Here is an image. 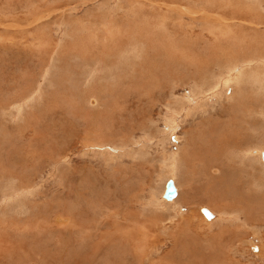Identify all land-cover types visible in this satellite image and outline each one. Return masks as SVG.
Listing matches in <instances>:
<instances>
[{"label":"rangeland","instance_id":"rangeland-1","mask_svg":"<svg viewBox=\"0 0 264 264\" xmlns=\"http://www.w3.org/2000/svg\"><path fill=\"white\" fill-rule=\"evenodd\" d=\"M217 1L221 2L214 4V6L212 5L214 0H180L179 10L173 9V7L171 11L165 9L158 11L148 7L136 10V7L129 9L131 5L132 7L135 5L130 0H0V175L2 176V178L0 177V216L4 217L7 213L4 219L0 217V224L2 223L0 225V241L3 240V243L0 242L3 244H0V253H3L1 254L3 257H0V264L5 262L6 264H32V256H43L45 252H47L46 255L49 253L50 259L53 257L54 261L59 258L61 264H75L74 260L81 261L79 264H89L87 260L90 258L93 247L96 248L97 253L91 255L94 258L93 264H113V262H115L114 264H128L129 261L133 264L136 262V264H152L154 260V262L159 263L162 258H164L162 262L165 263L167 262L166 254L171 253L173 248L172 245L162 246L163 242L173 241L180 236H186V239L189 240V237L198 234L199 237L204 238L202 245H206L208 241L205 243V240H209L213 234L219 235L221 232L228 230L236 231L235 237L239 238H235L236 240L233 242V250L229 253L232 256H226L227 263L264 264V218L257 217L255 218L257 221H254L252 219L254 216H252L246 223L245 217H239L238 221H229L228 215H226V218L225 215L222 217L218 213L222 204H231V202L219 203L220 199H216L207 189L211 178L216 179L220 176V172L216 171V166L213 168L206 166V170L200 167L199 172L198 169L195 171L190 165L189 173L185 172L184 176L180 175L179 181V177L177 178L178 184H180V201L177 200L179 205H167L170 208L176 206L175 211L173 209L155 210L156 206H153L156 204L152 203L153 206L148 205L151 204L152 198L159 196L163 203L168 202L163 196L166 186L164 181L167 178H165L167 172L164 169L163 160L168 156V153H176L178 148L185 146V143L188 142L187 139H194L192 144L200 146L198 149L205 157L208 156L207 153L212 154L213 152H216L215 155H218V157L221 156L220 158L226 156L222 160L226 163V159H229L230 147H233V137L238 136L235 131H243L244 136L245 134L249 135V131L239 128L236 125L237 123L234 122L237 120L234 119L233 121L232 118L234 112L238 109L236 103H241L243 98L241 101L239 100L240 97L235 94L236 91L233 90V87L223 90L221 88L223 82L221 76L215 78L213 82L211 80L207 82L213 83L214 89L224 93L226 97L222 100L216 98L215 102L206 100L203 112L204 118L201 113H192L188 117L180 118L177 121L176 129H174L175 132L173 126L171 127L167 122L169 120L168 110L170 112L175 111L167 108L168 104L171 106L173 100H177L178 97L184 98L185 96L186 98L195 81L199 83L201 82L199 78H202H198L197 72L193 68V62L184 63L182 56L187 57L185 60L192 57L194 59L198 58V60L208 63L209 68L203 66L202 69L205 71L209 69L215 75L224 74L223 76L227 75L222 68L225 67L224 65L230 58L231 54L228 52L231 50L230 48L235 49L234 51L237 53L234 58L243 60V57L247 55L244 60L256 61L259 59L260 63L264 62V3L261 4V9L255 4L257 0H251L254 2L253 4L246 0H242L240 4L236 0H231L233 3H230V6H224V3L228 0ZM108 4L109 6H107ZM185 6L195 14L183 10ZM233 16L238 18L234 21L236 24L243 23V20L240 19H244L246 16H249L248 19L253 22L251 24L244 22L243 26L248 28H239L238 31L234 29V33L232 32L234 35L229 37L223 32L229 31L228 28L230 27L226 26L225 28L224 24L219 25L220 22L217 21L219 17L228 19L233 18ZM117 26L121 30L116 28ZM112 28L124 32L112 37V39H116V45L124 42L128 46L126 40L118 41V39H120V35H125L130 30L132 32L136 30L133 33H136L137 41H142V47L141 45H139V49L136 47V53L134 52L133 57H130L132 53L128 54V50L130 52L131 48L124 52L125 50L121 47L122 44L118 46L117 50L108 51L110 54L117 53V57L114 56L115 59L111 58L114 65L112 63L109 65L110 60L107 62V59L106 62L109 66L105 70L95 69V66L92 65L93 71L99 76L96 75L95 77L93 75L91 81L87 80L90 83L89 85L83 78L86 71L90 70L88 69L90 68L89 64L86 63V53L88 54L86 46L96 41L103 42L102 39L109 35L108 31ZM133 36L135 37V34ZM109 41L112 40L109 39ZM131 42L134 44L136 41ZM131 42L129 44H132ZM222 43H224V46L229 43L227 46L229 50L228 48L223 49ZM145 44L147 47L144 46ZM230 44L235 46L232 47ZM248 44L251 46L247 47ZM217 48L220 50L218 51ZM225 49L228 53L225 57H221L222 53H225ZM82 50H84V53ZM180 52L183 54H180ZM100 53V58H102ZM73 55L76 57H73ZM168 55H172V60L170 57L169 60ZM217 55L220 56L216 58ZM80 56L82 57L79 58ZM173 56H176V59H173ZM120 57L123 60H120ZM220 57L221 59H219ZM76 58L81 63H78ZM116 59L118 65L115 64ZM216 59H219L217 66L213 64ZM118 60L120 61L118 62ZM84 66H87V69ZM77 67L78 69L81 68L82 73L84 71L85 73L82 75L80 71L78 72ZM164 69L166 71H163ZM207 75L208 72H203V77L206 80ZM91 88L97 95L87 93ZM245 91L248 92L246 85L243 84L242 92ZM86 95L90 96V101L88 98L84 99V97H87ZM247 96H250L246 103L248 111L255 116V119L249 117L245 119L247 129L252 128L259 131V133L254 136L253 133L250 135L251 138L248 135L243 137L244 146L250 143L249 145L254 149H263L264 120L261 116H264V114L260 115L256 109H261V106L264 108V98H260V102H256L259 99L255 98L253 93ZM230 98H233L232 101ZM24 101L27 104H24ZM245 113L247 114V111ZM208 121L211 123L215 121L212 124L213 127H210L211 124ZM226 123L228 124L222 125ZM260 130H262L261 133ZM174 137H177L178 140L180 138L181 141L174 143L177 139ZM168 142L169 144H167ZM87 143L89 144L87 145ZM102 143L104 146H101ZM215 146L216 151L213 148ZM257 146L261 147L257 148ZM106 147L112 151H108ZM116 147H119V152L115 150ZM187 149H190V147ZM188 154L190 156V153ZM242 168L238 164V169L242 170ZM258 169L259 167L256 170L258 171ZM227 171L230 172L228 169ZM15 179L16 183L18 182V187H15L17 186L14 183ZM10 180L12 181L10 184L13 183L12 186L15 188L12 186L9 188L7 185ZM5 184L8 187H4ZM19 187L25 188V190H21ZM4 188L9 189V192L16 189L15 192L14 190L11 192L13 194L8 192L11 194L13 202L9 200L4 202V197L7 194V192H4ZM18 191L23 198L15 194ZM26 192L29 194L27 195ZM14 194L20 196V198ZM15 197L21 200L20 203L24 200L21 206L26 205L25 207L28 209L21 207L22 210H19L21 209L17 205L19 200ZM182 198L183 202H181ZM174 200L169 201V203ZM206 200L209 201L208 204ZM6 203L12 205L9 206ZM13 204L18 207V210ZM211 204H214L215 208ZM62 208L71 213L67 215L68 212L66 213ZM203 209L204 211H202ZM25 210L29 212H25ZM18 211L20 214H18ZM22 211L25 212V215ZM205 212L212 213L213 217L209 218L208 215H204ZM13 214L21 217L19 218ZM43 218L48 219L43 220ZM30 223H32L31 226ZM97 223L101 225L100 228H97L100 230L95 237V233L90 236V241L81 243L72 237L71 234L75 232L72 226L74 229L76 228L75 225L78 224H82V226L90 224V227H93L98 225ZM40 224H45L44 232H39V229L35 227L36 225L40 226ZM65 224H68V228ZM144 224L149 231V238L146 241L148 244L144 243L147 236L146 238L140 236L142 230L139 229ZM50 225L53 228H50ZM176 225L181 226L180 229L175 227ZM169 226L172 227L171 230ZM57 227L59 228L57 229ZM160 227L161 229H159ZM71 229L73 232H70ZM118 229L119 231L120 229L121 231H134L120 233ZM2 230L10 236H7ZM45 230L48 231L47 234ZM160 230L164 231L160 233ZM135 231H138L137 234ZM175 231H178L179 235H176ZM205 231L207 232L205 233ZM10 232H13L12 235L9 234ZM122 234H126L127 237L124 240L129 238L128 242H122ZM141 237L142 240L144 239V242H142L145 248H148L147 250H150L152 254L148 256L150 263H145L147 260H141V254H137L136 245H140ZM76 238H79V236H76ZM172 238L174 239L172 240ZM150 240L151 242L155 241V243H151ZM118 242L120 243L117 245ZM130 242H132V245ZM156 242L159 243L158 246L162 247L157 246L158 248L155 249ZM68 243L69 245H66ZM90 244H93L92 247ZM88 248H91V250ZM131 248L135 250L134 253L131 252ZM71 249H79L80 253L73 254L75 252H72ZM236 250L239 253H235ZM225 251H227V248ZM158 252L160 255H158ZM118 254L121 256L118 257L119 259L117 258ZM122 255H124L123 259ZM13 256L15 259H13ZM114 256L115 259H113ZM21 258L26 262L22 261ZM44 258L46 259V257ZM16 259H19V261Z\"/></svg>","mask_w":264,"mask_h":264},{"label":"bare ground","instance_id":"bare-ground-1","mask_svg":"<svg viewBox=\"0 0 264 264\" xmlns=\"http://www.w3.org/2000/svg\"><path fill=\"white\" fill-rule=\"evenodd\" d=\"M130 1H132V2H134L135 3V5L132 7V5H131V8L129 7V9H132V8H135V10L136 9H143V8H150V9H152V10H158V11H163L164 9L165 10H170L171 11V9L173 8V9H178L179 10V4L181 3V2H179L178 0H130ZM185 1V0H184ZM209 1V0H208ZM236 1H238V3L240 4L241 3V1L242 0H236ZM245 1V0H244ZM246 1H248V2H250V3H254V2H252L251 0H246ZM254 1V0H253ZM214 2H216V3H214ZM214 2H213V4L212 5H214V4H219V2H221V1H217V0H214ZM223 3V2H222ZM230 3H233L231 0H228L226 3H224L225 5L224 6H230ZM262 3H264V0H261V1H258L257 0V2H255V4L258 6V7H261V9H262V6H261V4ZM184 3H183V1H182V5H183ZM107 6H109V4L107 5ZM215 6V5H214ZM105 7V6H104ZM176 7V8H175ZM179 7V8H178ZM239 7V6H238ZM249 7V6H248ZM255 7V6H254ZM264 7V6H263ZM117 8H118V6H117ZM204 8V7H203ZM222 8V7H221ZM232 8V7H231ZM235 8V7H234ZM15 9V8H14ZM149 9V10H150ZM181 9H182V6H181ZM189 9L190 8H188V7H183V10H186L188 13H192V14H195V12H193V11H189ZM198 9V8H197ZM219 9V8H218ZM225 9H226V7H225ZM239 9V8H238ZM249 9H250V7H249ZM182 10V11H183ZM224 10V9H223ZM230 10V9H229ZM107 11V10H106ZM138 11V10H137ZM199 11V10H198ZM203 11V10H202ZM246 11H248V10H246ZM179 12H181V11H179ZM245 12V11H244ZM163 13V12H162ZM197 13V12H196ZM232 13V12H231ZM170 14V13H169ZM226 14V13H225ZM250 14V13H249ZM184 15V14H183ZM219 15H221V14H219ZM242 16H245V15H242ZM241 16V17H242ZM182 17V16H181ZM184 17V16H183ZM165 18H166V16H165ZM244 18V17H243ZM249 18V16H246L244 19H240V20H243V23L245 22V23H250L251 24V22H253V21H250V19H248ZM170 19V18H169ZM203 19V18H202ZM236 20H238V18H234V16H233V18H225V17H219L218 18V21L217 22H220V23H218L219 25H222V24H224L225 25V28H226V26L227 27H230V28H228V30L229 31H226V32H223V34H227L229 37H230V35H234L233 33H234V29L236 30V31H238L237 29H239V28H243L244 26H243V23L241 22L240 24H236L234 21H236ZM142 21V20H141ZM228 21V23H226ZM125 22V21H124ZM230 22V23H229ZM164 23V22H163ZM208 24V23H207ZM217 24V25H218ZM232 24V25H231ZM9 25V24H8ZM231 25V26H230ZM10 26V25H9ZM135 26V25H134ZM6 27V26H5ZM69 27V26H68ZM216 27V26H215ZM116 28H118V29H120V27L119 26H117ZM116 28H112V29H110L109 31H108V36L107 37H105L104 39H102V41L103 42H101V43H99V42H93V43H89V44H87V46H86V49L88 50V54L86 53L87 52V50H85L86 52V55H87V61H86V63L87 64H89L88 66H90V68H88V69H90L88 72L86 71V73H87V75H85L86 73H85V71H84V73H82L81 72V68H79L78 69V67H77V70H78V72L80 71L81 72V74L83 75V78H85V80L87 81H91V79H92V77H93V75L96 77V75L97 76H99L97 73H95L94 71H93V69L95 68H97V69H99L100 70V68L101 69H103V70H105V68H108V66L109 65H111V58H114V56L115 57H117V53L116 52H114L113 54H110L108 51H110V50H112V51H115V50H117V48H118V46L120 45V44H122L121 45V47L125 50L124 52H126L127 51V49H129V48H131L130 49V52H129V50H128V54H130V53H132L131 54V56L130 57H133L132 55L134 54V52L136 53V49L139 47L140 48V46L139 45H141V42H139V41H137V38H136V33H133V32H135V31H133L132 32V30H130L129 32H127L125 35L123 34V35H120L121 37H120V39H118V41L119 40H121V41H123V40H126L128 43V46L127 45H125V43L123 42V43H119V45H116V39H112V37H114V36H116V35H118L120 32H123V31H120L119 32V30L118 29H116ZM127 28V27H126ZM134 28V27H133ZM146 28H148V27H146ZM222 28V27H221ZM220 28V29H221ZM244 28H248V27H244ZM6 29V28H5ZM94 29V28H93ZM214 29H216V28H214ZM214 29H213V31H214ZM219 29V28H218ZM252 29V28H251ZM96 30V29H95ZM117 30V31H116ZM121 30V29H120ZM144 30H146V29H144ZM240 30V29H239ZM137 31H141V30H137ZM156 31V30H155ZM169 31V30H168ZM6 32V31H5ZM27 32V31H26ZM160 32V31H159ZM166 32H167V30H166ZM165 32V34H167ZM233 32V33H232ZM97 33V32H96ZM102 33V32H101ZM124 33V32H123ZM140 33H142V32H140ZM95 34V33H94ZM135 34V37L133 36ZM162 34V33H161ZM164 34V33H163ZM171 34V33H170ZM222 34V33H221ZM103 36V35H102ZM147 36V35H146ZM107 38H109L110 40H112V41H109V39H107ZM88 41V40H87ZM131 41H136L134 44L131 42ZM144 41V40H143ZM155 41V40H154ZM217 41V40H216ZM129 42H131L132 44H129ZM139 42V43H138ZM220 42V41H219ZM145 43H146V41H145ZM143 44V43H142ZM166 44H167V42H166ZM219 44V43H218ZM224 43H222V46H224L223 45ZM226 44V43H225ZM148 45V44H147ZM167 45H169V44H167ZM171 45V44H170ZM228 45H229V43H228ZM227 44L223 47V49L224 48H228L227 46H228ZM242 45V44H241ZM240 45V47H242ZM145 47H147L146 46V44L144 45ZM172 46V45H171ZM195 46V45H194ZM221 46V45H220ZM222 46H221V48H222ZM230 46H232L231 44H230ZM229 46V47H230ZM233 46H235V45H233ZM232 46V47H233ZM243 46H245V45H243ZM249 46H251V45H247V47H249ZM137 47V48H136ZM141 47H142V45H141ZM170 47V46H169ZM216 47V46H215ZM239 47V46H238ZM262 47V46H261ZM264 47V46H263ZM138 48V49H139ZM220 48V47H219ZM220 48V49H221ZM251 48V47H250ZM103 49V51H101ZM105 49V50H104ZM218 49V48H217ZM216 49V50H217ZM220 49H218V51L220 50ZM231 50L233 49V48H230ZM252 49V48H251ZM255 49V48H254ZM107 50V51H106ZM121 50V49H120ZM120 50H118V51H120ZM216 50H215V52H216ZM228 50H229V48H228ZM228 51L231 55H230V58L227 60V62H226V64L224 65L225 67H223L222 69L224 70V72L225 73H227V75H225V76H223L224 74H218V75H215L214 73H213V71H211V70H207V71H205L204 69H202V67L203 66H206V67H208V63H204L203 61H200V60H198V58L197 59H194L193 57L191 58V56H190V58L191 59H189V60H185V59H187V57L186 56H182L183 57V62L184 63H186V62H193V68H195V70H196V74H197V76H198V78L199 77H202V78H199L200 80H201V82H199V83H197L196 81H195V84L192 86V88L190 89V93H188V95H187V97L185 98V96H184V98H181V97H178V99L177 100H173V102L171 103V106H170V104H168V106H167V108H171L172 110H175V111H171L170 112V110H168V117H169V120L167 121L170 125H171V127L173 128V131H174V129H176V124H178L177 123V121H178V119H180V118H183V117H188L190 114H195V113H201L202 115H203V112H204V108H205V102H206V100H211V102H213L214 100H216V98H218V99H220V100H222L224 97H226V95H224V93H221L220 91H217V90H215L214 89V86H213V83H211L210 84V82H207L208 80H211V82H213V80L215 79V78H218V77H222L221 79L223 80V82H222V85H221V88L223 89V90H226L227 88H229V87H233V90L234 91H236L235 92V94L236 95H238L239 97H240V101L242 100V98H243V101H241V103L240 102H238V103H240V104H238V103H236L237 105H238V109L236 110V112H234V114H233V121H234V119H236L237 121H234L235 123H237L236 125L239 127V128H242V129H244V130H248L249 132V135L248 134H245V136L247 137V135H248V137H250L251 138V136L250 135H252L253 133V136L256 134V133H259V131H257V130H254V129H252V128H250V129H247V125H246V122H245V119L246 118H253V119H255V116L254 115H252L249 111H248V107H247V105H246V103H247V101H248V99H249V97L247 96L248 94H254V97L256 98H258L259 100H256V102H260V98H264V62H261L260 63V60L259 59H257L256 61H259V62H256V61H247V60H244V58L247 56V55H245L244 57H243V60H239L238 58H234V55L236 56L237 55V53H236V51H234L235 49H233V51ZM263 50H264V48H263ZM77 51V50H76ZM83 51V53H84V50H82ZM100 51H101V53H100ZM242 51H243V49H242ZM78 53H81L80 51H77ZM122 52V51H121ZM214 52V53H215ZM223 52V51H222ZM227 51H226V49H225V53H222V55H221V57H225V55L228 53ZM238 52H239V50H238ZM246 52V51H245ZM99 53L101 54V56H102V58H100V55H99ZM119 53V52H118ZM138 53V52H137ZM76 55H77V53H75ZM123 54V53H122ZM128 54H127V56H128ZM139 54V53H138ZM180 54H183V53H181L180 52ZM188 54V53H187ZM217 54V53H216ZM221 54V53H220ZM239 54V53H238ZM85 55V56H86ZM120 55H121V53H120ZM126 55V54H125ZM174 55V54H173ZM177 55V54H176ZM75 55H73V57H74ZM172 56V55H171ZM170 55H168V58L170 57L171 58V60H172V57H171ZM188 56V57H189ZM218 56H220V55H217V57L216 58H218ZM76 57V56H75ZM82 56H80L79 58H81ZM119 57V56H118ZM153 57V56H152ZM221 57L219 58V59H221ZM77 58H78V56H77ZM76 58V59H77ZM125 58V57H124ZM156 58V57H155ZM170 58H169V60H170ZM176 59V56L174 57L173 56V59ZM248 58H250V57H248ZM67 59V58H66ZM70 59V58H69ZM83 59L85 60V58H84V56H83ZM106 59H107V62H109L108 60H110V63H109V65L107 64V62H106ZM115 59V58H114ZM120 60H123L121 57L119 58ZM134 59H135V56H134ZM180 59V58H179ZM213 59V58H212ZM219 59H216V60H214L215 62H213V60H212V62H213V64L214 65H216L217 66V64H218V61H219ZM223 59V58H222ZM83 60V61H84ZM120 60H118V62L120 61ZM129 60V59H128ZM145 60V59H144ZM169 60H168V62H169ZM181 60V59H180ZM181 60V61H182ZM68 61V60H67ZM72 61V60H71ZM77 61H78V63H81V62H79V60L77 59ZM76 61V62H77ZM131 61V60H130ZM135 61H137V60H135ZM147 61V60H146ZM151 61V60H150ZM167 61V60H166ZM85 62V61H84ZM114 62H115V60H114ZM125 62V61H124ZM140 62V61H139ZM155 62V61H154ZM163 62V61H162ZM206 62V61H205ZM70 63V62H69ZM117 63V59H116V62H115V64ZM127 63V62H126ZM133 63V62H132ZM135 63V62H134ZM165 64V63H164ZM83 65V64H82ZM95 66L93 69H92V67L93 66ZM112 65H114L113 63H112ZM116 65H118V64H116ZM115 65V66H116ZM131 65H133V64H131ZM135 65V64H134ZM163 65V64H162ZM192 65V64H191ZM92 66V67H91ZM119 66H121L120 64H119ZM168 66V65H167ZM216 66H214V67H216ZM253 66H255V68H257V67H260V68H262L263 70H261L260 68H257V69H255V68H253ZM82 67V66H81ZM85 67V66H84ZM83 67V68H84ZM87 67V66H86ZM85 67V68H86ZM123 67V66H122ZM191 67V66H190ZM113 68H114V66H113ZM112 68V69H113ZM130 68V67H129ZM172 68H173V66H172ZM209 68V67H208ZM87 69V68H86ZM111 69V70H112ZM217 69V68H216ZM77 70H75V71H77ZM83 70V69H82ZM85 70V69H84ZM102 70V71H103ZM120 70V69H119ZM74 71V72H75ZM123 71V70H122ZM163 71H166V69H164ZM171 71V70H170ZM175 71V70H174ZM190 71H191V69H190ZM201 71V73H199ZM106 72V71H105ZM107 72H109V71H107ZM120 72V71H119ZM203 72H208V75H207V80L203 77ZM164 73V72H163ZM166 73H168V72H166ZM194 73V72H193ZM121 74V73H120ZM192 74V73H191ZM114 75V74H113ZM122 75V74H121ZM81 76V75H80ZM102 76V75H101ZM111 76V75H110ZM109 76V77H110ZM190 76V75H189ZM196 76V77H197ZM208 76H209V78H208ZM114 78H115V75L113 76ZM121 77V76H120ZM132 77V76H131ZM107 78V77H106ZM195 78V77H194ZM192 79V78H191ZM75 80V79H74ZM77 80V79H76ZM82 80V79H81ZM84 80V81H85ZM99 80V79H98ZM182 80V79H181ZM193 80V79H192ZM199 80V81H200ZM85 81V82H86ZM87 81V82H88ZM109 81H110V78H109ZM115 81V80H114ZM133 81V80H132ZM189 81V80H188ZM93 82V81H92ZM89 83V82H88ZM243 84L244 85H246V89L248 90V92H242V86H243ZM79 85V84H78ZM85 85V84H84ZM86 85H88L87 83H86ZM89 85H90V83H89ZM253 86V87H252ZM82 89V88H81ZM85 89V88H84ZM93 88H91V89H89V91L87 92V93H92V94H96L97 95V93H95L93 90H92ZM80 90V89H79ZM91 90V91H90ZM82 91V90H81ZM148 91V90H147ZM222 91V90H221ZM220 92V93H219ZM242 92V93H241ZM81 93V92H80ZM152 93V92H151ZM172 94V93H171ZM209 94V95H208ZM233 94V93H232ZM73 95V94H72ZM87 96V95H86ZM92 96V95H91ZM89 97L90 96H87V97H84V99L85 98H88L89 99ZM225 99V98H224ZM231 99V98H230ZM229 99V100H230ZM233 99V98H232ZM232 99H231V101H232ZM80 100V99H79ZM87 101V100H86ZM89 101H90V99H89ZM25 102V101H24ZM23 102V103H24ZM215 102V101H214ZM18 103V102H17ZM22 103V102H21ZM24 104H27V102H25ZM173 104V105H172ZM20 105V104H19ZM95 105V104H94ZM93 105V106H94ZM213 105V104H212ZM233 105V104H232ZM10 106V105H9ZM90 106H91V104H90ZM214 106V105H213ZM235 107H236V105H235ZM20 108V107H19ZM75 109V108H74ZM21 110V109H20ZM94 110V109H93ZM247 111V114L249 115H247L245 112ZM256 111L260 114V115H262V114H264V108H263V106H261V109H256ZM7 112V111H6ZM239 112H242L241 114L239 113ZM11 113V112H10ZM8 114V113H7ZM11 115V114H10ZM9 116V115H8ZM82 116V115H81ZM203 118H204V115L202 116ZM261 118L264 120V116H261ZM112 120V119H111ZM113 120H114V118H113ZM85 121V120H84ZM183 121V120H182ZM113 122V121H112ZM115 122V121H114ZM208 122H210V121H208ZM213 122H215V121H213ZM209 123V124H211V126L210 127H213V125L212 124H214V123ZM218 122V121H217ZM233 122V123H234ZM128 123V122H127ZM180 123V122H179ZM201 123V122H200ZM222 123V122H221ZM232 123V124H233ZM201 124H203L204 125V123H201ZM228 123H226V124H222V125H227ZM85 125V124H84ZM122 125V124H121ZM253 125H256V124H253ZM258 125V124H257ZM207 126V125H206ZM231 126V125H230ZM232 126H234V125H232ZM249 127V126H248ZM93 128V127H92ZM177 128H178V126H177ZM205 128V127H204ZM238 128V129H239ZM253 128H255V127H253ZM207 129V128H206ZM222 129V128H221ZM215 130V129H214ZM213 131V130H212ZM261 131L262 130H260V133H261ZM172 132V131H171ZM175 132V131H174ZM214 132V131H213ZM35 133V132H34ZM221 133V132H220ZM226 133V132H225ZM229 133H231V132H229ZM235 133H237L238 134V136L237 137H233V142H232V146L233 147H230V151H229V159H226V163L224 162V161H222L223 159H225V157L226 156H224L223 158H220V157H218V155H215L216 154V152H213L212 154L211 153H207L208 154V156L207 157H205V155H203V153L200 151V149H198V148H200V146H195V145H193L192 143H193V140L194 139H187L188 140V142L187 143H185L186 145L184 146L183 145V147H181V148H178V150H177V152L175 153H173V152H170V153H168V156L167 157H165V159L163 160V162H164V165L163 166H165L164 167V169H166V172H167V174L165 175V180L166 181H164V183L166 182H168V181H171L172 183H173V187L175 188V197H173V198H170V199H168V202L166 203L165 201L167 200H163L165 203H163L162 202V200H161V197L159 196V197H157V198H152L151 200V204L149 203L148 205H150V206H153V204L152 203H154V204H156V205H154L153 207H155L156 209L155 210H166V209H173V211H175L174 210V208L176 207H174V206H172V208H170V207H168L167 205H177L178 203H177V200L179 199V201H180V198H179V196H180V188H179V185L180 184H178V181H179V179H180V175L181 176H184V173L186 172L187 174L189 173L188 172V169L190 168V165H191V167L192 168H194L195 169V171L198 169V171L200 170V167L203 169V170H206V166H210L211 168H213L214 166H216L217 167V169H216V171H219L220 172V176H218L216 179H213V178H211V181H210V183L207 185V189L216 197V199H220L219 200V203L220 202H227V201H230L231 202V204H222V206H221V208H223V209H219L217 212L218 213H220V215L223 217L224 215H225V217H226V215H228V218L230 219H227V220H229V221H232V220H239V217H245L246 218V220H245V222L247 223L248 222V220H249V218H251L252 216H254L252 219L254 220V221H257L255 218H257V217H259V218H264L263 216H264V164H262V163H264V158H263V154H264V148L262 149V148H260V147H258L257 146V148H260L259 150H257V149H254V148H252L249 144L250 143H248V144H246L245 146H244V142H243V137H245L244 136V132L243 131H240V132H238V130H236L235 131ZM264 133V130H263V132H262V134ZM202 134V133H201ZM205 134V133H204ZM216 134V133H215ZM199 136V135H198ZM216 136V135H215ZM261 136V135H260ZM170 138V137H169ZM169 138H167V139H169ZM174 138H177V137H174ZM172 139V138H171ZM216 139V138H215ZM220 139V138H219ZM229 139V138H228ZM179 140H180V138H179ZM178 138L177 139H175V141H174V143H178ZM250 140V139H249ZM145 141V140H144ZM149 141V140H148ZM181 141V140H180ZM184 141H185V139H184ZM101 142V141H100ZM186 142V141H185ZM249 142V141H248ZM183 143V142H182ZM89 143H87V145H88ZM167 144H169V142L167 143ZM214 144V143H213ZM216 144V143H215ZM86 145V144H85ZM84 145V146H85ZM99 145V144H98ZM97 145V146H98ZM117 145V144H116ZM115 145V146H116ZM177 145V144H176ZM181 145V144H180ZM179 145V146H180ZM231 144L229 143V146H230ZM251 145H252V143H251ZM47 146V145H46ZM92 147H93V145H91ZM90 146V147H91ZM101 146H104L103 145V143H102V145ZM223 146V148H224V144L222 145ZM87 147V146H86ZM188 147H190V149H187ZM104 148V147H103ZM114 148V147H113ZM122 148V147H121ZM213 148H215V151H216V146L215 147H213ZM98 149H100L99 147H98ZM105 149V148H104ZM106 149H107V147H106ZM229 149V148H228ZM25 150V149H24ZM101 150V149H100ZM108 150V149H107ZM115 150H117L118 152L120 151L119 150V147H116V149ZM185 150H186V152H185ZM213 150V149H212ZM106 151V150H105ZM108 151H112L111 149L110 150H108ZM107 151V152H108ZM13 152V151H12ZM26 152V151H25ZM102 152H103V150H102ZM101 152V153H102ZM117 152V153H118ZM163 152V151H162ZM190 153V156H189V154L188 153ZM209 152V151H208ZM30 153V152H29ZM33 153V152H32ZM116 153V154H117ZM123 153V152H122ZM115 154V153H114ZM34 155H35V153H34ZM57 155V154H56ZM56 155H55V157H56ZM30 156V155H29ZM32 156V155H31ZM58 156V155H57ZM111 156V155H110ZM165 156V155H164ZM164 156H163V158H164ZM33 157V156H32ZM228 158V157H227ZM63 159V158H62ZM110 161V160H109ZM219 161V162H218ZM27 162V161H26ZM31 162V161H30ZM217 162V163H216ZM55 163V162H54ZM57 163V162H56ZM64 164V163H63ZM162 164V163H161ZM227 164H228V166H227ZM238 164L239 165H241L243 168H242V170L241 169H238ZM254 164H257V165H254ZM26 165V164H25ZM56 165V164H55ZM59 165V164H58ZM21 166V165H20ZM32 167V166H31ZM30 167V168H31ZM54 167H56V166H54ZM259 167V169H258V171L256 170L257 168ZM17 168V167H16ZM57 168V167H56ZM254 168V169H253ZM209 169V167L207 168V170ZM227 169L230 171V172H228L227 171ZM190 170V169H189ZM193 170V169H192ZM16 171V170H15ZM202 171V170H201ZM212 171V170H211ZM214 171V170H213ZM200 172V171H199ZM6 173V172H5ZM203 173V172H202ZM214 173V172H213ZM218 173V172H217ZM216 173V175H218ZM7 174V173H6ZM5 174V175H6ZM183 174V175H182ZM28 175V174H27ZM213 175H215V174H213ZM3 176H4V174H3ZM171 176H173V177H171ZM0 177L2 178V176L0 175ZM170 177H171V179H170ZM179 177V178H178ZM10 178V177H9ZM177 178H178V181H177ZM13 179V178H12ZM11 179V180H12ZM2 180V179H1ZM10 180V182H8L7 183V185L9 186V188H10V186H12V185H14L13 183H12V185L10 184L12 181ZM60 180V179H59ZM14 183H16V179L14 180ZM18 183V182H17ZM16 183V185L17 186H15V187H18V184ZM163 183V184H164ZM6 184H5V186L4 187H8ZM27 185V184H26ZM199 186V185H198ZM12 187H14V186H12ZM14 187V188H15ZM1 188V187H0ZM19 188H21V187H19ZM32 188V187H31ZM7 188H4V192L6 193L7 192V194L5 195V193L3 194V195H5V200H4V202L6 201L7 202V200H9L10 202H13L12 200H11V194H13V193H11L14 189H12V191L11 192H9V189L8 190H6ZM25 190V188H21V190ZM29 189V188H28ZM16 190V189H15ZM15 190H14V192H15ZM34 190H35V188H34ZM166 190V189H165ZM165 190H164V192H165ZM20 191V190H19ZM19 191H18V193L16 192L15 194H18V195H20L19 194ZM29 191H31V190H29ZM11 193V194H9V193ZM20 192H23V191H20ZM25 192V191H24ZM163 192V191H162ZM163 192V193H164ZM27 193V192H26ZM31 193V192H30ZM34 193V192H33ZM14 194V195H15ZM29 193H27V195H28ZM18 195H15L16 197L18 196ZM22 195V194H21ZM20 195V196H21ZM26 195V196H27ZM161 195H162V193H161ZM20 196H18L19 198H20ZM26 196H24L25 197V200H27L26 199ZM163 196H164V194H163ZM2 197V198H3ZM15 197V199H18V198H16ZM22 197V196H21ZM153 197V196H152ZM14 198V197H13ZM23 198V197H22ZM29 199V198H28ZM32 199V198H31ZM175 199V200H174ZM186 199V198H185ZM2 200V199H1ZM19 200V201H18ZM17 201H18V203H17V205H18V207L20 206V208L21 207H23V209L25 208H27V207H25L24 205L23 206H21V203L24 201L23 199V201L20 203V199H18ZM172 200H174L173 202H171V203H169V201H172ZM16 201V202H17ZM195 201V200H194ZM207 201V200H206ZM150 202V201H149ZM181 202H183V198H182V201ZM208 202L209 201H207V204H208ZM147 203V202H146ZM211 203V202H210ZM4 204V203H3ZM7 204V203H6ZM20 204V205H19ZM181 204V203H180ZM215 204V203H214ZM214 204H211V206L213 205L214 206ZM7 205H12V204H7ZM56 205H58V204H56ZM64 205V204H63ZM67 205V204H66ZM179 205V204H178ZM183 205V204H182ZM210 205V204H209ZM13 206H15L14 204H13ZM43 206V205H42ZM55 206V205H54ZM79 206V205H78ZM78 206H76V207H78ZM3 207V206H2ZM7 207V206H6ZM16 207V206H15ZM18 207H16L17 208V210H18ZM58 207V206H57ZM62 207V206H61ZM60 207V208H61ZM75 207V208H76ZM148 207V206H147ZM152 207V208H153ZM164 207V208H163ZM179 207V206H178ZM177 207V208H178ZM181 207V206H180ZM8 208H10V207H8ZM59 208V209H60ZM63 208H65V207H63ZM63 208H62V210H63ZM80 208V207H79ZM214 208H215V206H214ZM4 209H6V208H4ZM14 209V208H13ZM12 209V210H13ZM28 209V208H27ZM73 209V208H72ZM180 209V208H179ZM7 210V209H6ZM15 210V209H14ZM19 210H22V208L21 209H19ZM54 210H56V209H54ZM67 210V209H66ZM69 210V209H68ZM94 210V209H93ZM207 210V209H206ZM215 210V209H214ZM221 210V211H220ZM3 211V210H2ZM28 211V210H27ZM26 210H25V212H27ZM63 211H65V209L63 210ZM80 211V210H79ZM177 212H178V210H176ZM202 211H204V209L202 210ZM209 211V210H208ZM216 211V210H215ZM10 212V211H9ZM9 212H8V214H9ZM13 212V211H12ZM11 212V213H12ZM15 212H16V210H15ZM15 212H13V213H15ZM23 212V211H22ZM21 212V213H22ZM25 212H23L24 213V215H25ZM29 212V211H28ZM62 212V211H61ZM60 212V214H62ZM66 213L68 212V211H65ZM75 212V211H74ZM76 212H78L77 210H76ZM152 212V211H151ZM181 212V211H180ZM179 212V213H180ZM183 212V211H182ZM186 212V211H185ZM211 212V211H210ZM210 212H205L204 213V215H208V217L209 218H212L213 217V214L212 213H210ZM3 213V212H2ZM22 213V214H23ZM59 213V212H58ZM57 213V214H58ZM69 213H71V212H68L67 213V215L69 214ZM73 213V212H72ZM82 213V212H81ZM86 213V212H85ZM178 213V214H179ZM3 214H5V213H3ZM7 214V213H6ZM5 214V215H6ZM16 214V213H15ZM15 214H13V215H15ZM18 214H20L19 213V211H18ZM27 214V213H26ZM175 214V213H174ZM182 214V213H181ZM5 215H4V217H3V219L5 218ZM10 215H12V214H10ZM55 215V214H54ZM79 215H81V214H79ZM86 215V214H85ZM8 216V215H7ZM6 216V218H8ZM15 216H17V215H15ZM28 216V215H27ZM27 216H26V218H27ZM173 216V215H172ZM218 216V215H217ZM1 217V216H0ZM2 217H1V219H2ZM10 217V216H9ZM17 217H19V216H17ZM21 217V216H20ZM19 217V218H20ZM63 217V216H62ZM175 217V216H174ZM176 217H177V215H176ZM11 218V217H10ZM37 218V217H36ZM72 218V217H71ZM74 218V217H73ZM72 218V219H73ZM90 218V217H89ZM140 218V217H139ZM172 218V217H171ZM181 218V217H180ZM227 218V217H226ZM244 218V219H245ZM15 219H16V217H15ZM18 219V218H17ZM46 219H48V218H46ZM45 218H43V220H46ZM66 219V218H65ZM69 219V218H68ZM87 219H88V217H87ZM134 219V218H133ZM167 220H168V218H166ZM178 219V218H177ZM182 219H183V217H182ZM219 219V218H218ZM221 219V218H220ZM36 220V219H35ZM42 220V219H41ZM56 220H62V219H56ZM75 220V219H74ZM81 220H82V218H81ZM181 220V219H180ZM184 220H185V218H184ZM216 220V219H215ZM226 220V221H227ZM1 221V220H0ZM49 221H50V219H49ZM89 221V220H88ZM206 221V220H205ZM210 221V220H209ZM260 221V220H259ZM2 222H4V221H2ZM55 222H58V221H55ZM62 222V221H61ZM132 222H134V221H132ZM181 222H182V220H181ZM180 222V223H181ZM199 222V221H198ZM207 222V221H206ZM217 222H219V221H217ZM221 222H223V221H221ZM240 222V221H239ZM5 223H6V221H5ZM48 223H50V222H48ZM81 223V222H80ZM90 223V222H89ZM94 223V222H93ZM164 223V222H163ZM162 223V224H163ZM183 223V222H182ZM187 223H189V222H187ZM243 223V222H242ZM245 223V224H246ZM2 224V223H1ZM0 224V225H1ZM27 224V223H26ZM31 224L32 223H30V226H31ZM36 224H37V222H36ZM45 224H46V222H45ZM45 224H40V226H38V225H36L35 227H37V229H39L38 231L39 232H44L43 230L46 228L45 227ZM57 224V223H56ZM60 224V223H59ZM76 224V223H75ZM90 224H92V223H90ZM90 224H88V225H86V226H82V224L80 225V224H78L77 226L75 225V229H74V227L72 226V228H73V230H75V232H73L72 231V229H71V231L70 232H73V234H71L72 235V237L73 238H75V240L76 241H79V242H81V243H85L86 241H88L89 240V238H90V236L93 234V233H95V235H94V237L96 236V233L97 232H99V230L100 229H97V228H100V226L101 225H99L98 223V225H94L93 227H90L91 225ZM95 224V223H94ZM141 224H143V223H141ZM161 224V223H160ZM171 224V223H170ZM213 224H214V221H213ZM234 224V223H233ZM244 224V225H245ZM48 225V224H47ZM66 225V224H65ZM68 225V224H67ZM67 225H66V228H68L67 227ZM136 225V224H135ZM191 225H193V224H191ZM207 225H209V224H207ZM211 225V224H210ZM215 225V224H214ZM214 225H211V226H213V227H215ZM3 226H5V225H3ZM7 226V225H6ZM10 226V225H9ZM70 227H71V225H69ZM166 226V225H165ZM164 226V227H165ZM172 226V225H171ZM240 226V225H239ZM1 227V226H0ZM52 226L50 225V228H51ZM167 227V226H166ZM170 227V226H169ZM175 227H177L178 229H180V227L181 226H175ZM200 227V226H199ZM202 227V226H201ZM207 227V226H206ZM217 227V226H216ZM258 227V226H257ZM5 228V227H4ZM31 228V227H30ZM53 228V227H52ZM59 227H57V229H58ZM118 228V227H117ZM138 228V227H137ZM171 228L172 227H170V230H171ZM20 229V228H19ZM24 229H26V228H24ZM35 229V228H34ZM49 229V228H48ZM48 229H46V230H48ZM62 229V228H61ZM64 229H65V227H64ZM125 229V228H124ZM159 229H161V227L159 228ZM163 229V228H162ZM167 229V228H166ZM176 229V228H175ZM45 230V231H46ZM66 230V229H65ZM94 230V231H93ZM128 230V229H127ZM139 230H142L141 232H140V234H142V235H140V236H143V237H145L146 238V236H147V238H146V240H145V242L142 240V237H141V242L143 241L145 244H148L146 241L148 240V238H149V231H148V227H146V225L144 224V225H141V227H140V229ZM165 230V229H164ZM163 230V231H164ZM198 230V229H197ZM206 230V229H205ZM0 231H1V229H0ZM3 231V230H2ZM11 231H12V229H11ZM20 231V230H19ZM26 231V230H25ZM30 231V230H29ZM56 231H58V230H56ZM118 231H119V229H118ZM132 231H134V230H129V231H125V230H122L121 231V229H120V233H124V232H132ZM161 231L162 230H160V233H161ZM162 231V232H163ZM174 231V230H173ZM36 232V231H35ZM47 232L48 231H46L45 233L47 234ZM77 232V233H76ZM138 232V231H137ZM137 232L135 231V233L137 234ZM176 232V231H175ZM178 232V231H177ZM176 232V233H177ZM204 232V231H203ZM207 231H205V233H206ZM236 232V231H235ZM235 232L234 231H232V230H228V231H223V232H221V234H219V235H210L209 237V240H205V243H206V241H208V243L206 244V245H202V243H204L203 242V240H204V238H202V237H199V235L198 234H196L195 236H191V237H189V240L188 239H186V236H184V237H176L175 239L174 238H172V240L173 241H170V242H163V244H162V246H166V245H172V248H173V250H171L172 252L171 253H169L168 255L166 254V256H167V262H165L166 264H168V261H169V264H232L233 262H231V263H227L226 261H228L227 260V255L228 256H230L229 255V253H231V251L233 250L232 249V245H234L233 244V242L236 240V239H238L237 237H235ZM3 233H5L4 231H3ZM13 233V232H12ZM12 233L10 232L9 234H11L12 235ZM24 233V232H23ZM22 233V234H23ZM27 233H28V231H27ZM67 233H69V232H67ZM174 233V232H173ZM190 233H192V232H190ZM240 233V232H239ZM6 234V233H5ZM19 234H21V233H19ZM26 234V233H25ZM79 234V235H78ZM104 234V233H103ZM169 234V233H168ZM171 234V233H170ZM175 234V233H174ZM182 234V233H181ZM7 235V234H6ZM14 235V234H13ZM43 235H45L44 233H43ZM43 235H41V236H43ZM69 235V234H68ZM70 235V236H71ZM176 235H179L178 233L176 234ZM192 235V234H191ZM207 235V234H206ZM209 235V234H208ZM7 236H10V235H7ZM15 236H17V235H15ZM76 236H79V238H76ZM128 236H129V234H128ZM173 236V235H172ZM188 236V235H187ZM238 236H239V234H238ZM243 236V235H242ZM4 237V236H3ZM44 237V236H43ZM114 237H116V236H114ZM127 236H126V234H122V242H126L128 239H125L124 240V238H126ZM153 237H156V236H153ZM169 237V236H168ZM171 237V236H170ZM169 237V238H170ZM174 237V236H173ZM14 238H16V237H14ZM13 238V239H14ZM71 238V237H70ZM73 238H72V241H73ZM100 238H101V236H100ZM168 238V239H169ZM205 238H207V237H205ZM236 238V239H235ZM9 239V238H8ZM19 239H20V237H19ZM91 239V238H90ZM116 239V238H115ZM114 239V240H115ZM56 240V239H55ZM111 240V239H110ZM117 240V239H116ZM115 240V242H117ZM140 240V239H139ZM154 240V239H153ZM170 240V239H169ZM7 241V240H6ZM5 241V242H6ZM13 241V240H12ZM66 241V240H65ZM90 241V240H89ZM120 242H121V240H119ZM131 241V240H130ZM134 240H132V242H133ZM0 242H2L3 243V240L2 241H0ZM11 242V241H10ZM14 242V241H13ZM23 242V241H22ZM41 242V241H40ZM47 242V241H46ZM56 242V241H55ZM67 242H69V241H67ZM115 242H114V244H115ZM120 242H118L117 243V245L120 243ZM128 242V241H127ZM132 242H130V244L132 245ZM135 243H136V241H134ZM140 242V245L138 246V245H136V247H137V254H141V260H147L145 263H150V258L148 257L149 256V254H151L150 253V250H147L148 248H145V246H144V243H143V245L141 246V243ZM150 242H151V240H150ZM159 242V241H158ZM161 242V241H160ZM159 242V243H160ZM2 243H0V244H2ZM7 243H9L8 241H7ZM6 243V244H7ZM62 243H63V241H62ZM78 243V242H77ZM151 243H155V241L153 242H151ZM157 243V242H156ZM159 243H157L156 244V246H155V249H156V247L159 245ZM6 244H5V246H6ZM44 244V243H43ZM56 244V243H55ZM79 244V243H78ZM96 244V243H95ZM111 244V243H110ZM236 244V243H235ZM3 245V244H2ZM66 245H69V243L68 244H66ZM66 245H65V247H66ZM75 245V244H74ZM87 245V244H86ZM91 245V244H90ZM93 245V244H92ZM92 245H91V247H92ZM129 245V244H128ZM151 245V244H150ZM155 245V244H154ZM153 245V246H154ZM4 246V247H5ZM12 246V245H11ZM10 246V247H11ZM43 246V245H42ZM63 246H64V244H63ZM76 246V245H75ZM121 246H123V245H121ZM162 246H158L159 248L160 247H162ZM237 246V245H236ZM8 247V246H7ZM78 247H81V246H78ZM87 247V246H86ZM114 248H117V247H115V246H113ZM132 247V246H131ZM157 247V248H158ZM0 248H1V246H0ZM3 248V247H2ZM6 248V247H5ZM9 248V247H8ZM20 248V247H19ZM64 248V247H63ZM120 248V247H119ZM227 248V251H225V249ZM257 248V247H256ZM4 249V248H3ZM11 249V248H10ZM9 249V250H10ZM12 249H13V246H12ZM16 249V248H15ZM22 249V248H21ZM25 249V248H24ZM44 249V248H43ZM80 249V248H79ZM79 249H77V250H74V249H71L72 250V252H75V253H73V254H76V253H80L78 250ZM85 249V248H84ZM89 249V248H88ZM151 249V248H150ZM235 249V248H234ZM237 249V248H236ZM242 249V248H241ZM9 250H7V251H9ZM89 250H91V248L89 249ZM117 250V249H116ZM131 250H132V248H131ZM160 250V249H159ZM163 250V249H162ZM33 251V250H32ZM43 251V250H42ZM48 251V250H47ZM92 252H91V254H90V258L87 260L88 261V263L89 264H93V260H94V258H93V256H91L92 255V253L93 254H95L96 253V248H92V250H91ZM118 251V250H117ZM121 251V250H120ZM119 251V252H120ZM151 251H153V250H151ZM225 251V252H224ZM237 251V250H236ZM50 252V251H49ZM64 252V251H63ZM109 252V251H108ZM113 252V251H112ZM111 252V253H112ZM122 252H123V250H122ZM129 252V251H128ZM127 252V253H128ZM131 252H135V250H132ZM161 252V251H160ZM7 253V252H6ZM32 253V252H31ZM39 253V252H38ZM46 253L47 252H45V254L43 255V256H40V255H38V256H36V255H34V257L32 258L31 257V263L32 264H61V261L59 260V258H58V260H57V262H56V260L54 261L53 259V257L50 259V256H49V253L46 255ZM155 253H157V252H155ZM154 253V254H155ZM162 253V252H161ZM235 253H239L238 251L237 252H235ZM1 254H3L2 252L0 253V257H3V255L1 256ZM16 254H18V253H16ZM20 254V253H19ZM22 254V253H21ZM41 254V253H40ZM97 254V253H96ZM106 254V253H105ZM124 254V253H123ZM136 254V253H135ZM153 254V256L154 257H156L155 255ZM24 255V254H23ZM29 255V254H28ZM28 255H27V257H28ZM114 255H116V254H114ZM119 255V254H118ZM117 255V258L118 257H121L120 255L118 256ZM130 255V254H129ZM132 255V254H131ZM134 255V254H133ZM152 255V254H151ZM158 255H160L159 254V252H158ZM235 255V254H234ZM16 256H18V255H16ZM22 256V255H21ZM103 256V255H102ZM109 256V255H108ZM112 257H113V255H111ZM110 256V257H111ZM138 256V255H137ZM232 256V255H231ZM20 257V256H19ZM44 257H46V259L44 258ZM67 257V256H66ZM76 257V256H75ZM77 257H78V255H77ZM76 257V258H77ZM88 257H89V255H88ZM123 257H124V255H122V259H123ZM83 258H84V256H83ZM7 259V258H6ZM10 259V258H9ZM13 259H15L14 258V256H13ZM20 259V258H19ZM19 259H16L17 261H19ZM22 259V258H21ZM73 259V258H72ZM79 259H81V258H79ZM103 259V258H102ZM108 259V258H107ZM113 259H115V256H114V258ZM119 259V258H118ZM117 259V260H118ZM121 259V260H122ZM125 259V258H124ZM128 259H129V256H128ZM127 259V260H128ZM133 259V258H132ZM135 259V258H134ZM166 259V258H165ZM4 260H5V257H4ZM16 260H13V261H16ZM86 260V259H85ZM104 260V259H103ZM106 260V259H105ZM111 260V259H110ZM121 260H120V263H121ZM139 260V259H138ZM137 260V261H138ZM152 260V259H151ZM164 260V258H162V260L159 262V263H156V262H154L153 260V263L152 264H165L164 262H162ZM8 261V260H7ZM22 261H25V260H23L22 259ZM21 260H20V262H22ZM76 263L75 264H79V262H81V261H76V260H74ZM109 261V260H108ZM112 261V260H111ZM140 261V260H139ZM138 261V262H139ZM151 261V262H152ZM26 262V261H25ZM86 262V261H85ZM103 262V261H102ZM107 262V261H106ZM141 262V261H140ZM162 262V263H161ZM9 263V262H8ZM19 263V262H18ZM112 263V262H111ZM115 262H113V264H114ZM119 263V262H118ZM129 263H132L131 261H129ZM128 263V264H129ZM137 263V262H136ZM136 263H134V264H136ZM4 264H6V262L4 263ZM13 264V263H12ZM16 264V263H15ZM22 264H24V263H22ZM25 264H28V263H25ZM96 264V263H95ZM102 264V263H101ZM105 264H107V263H105ZM122 264V263H121ZM133 264V263H132ZM141 264V263H140Z\"/></svg>","mask_w":264,"mask_h":264},{"label":"water","instance_id":"water-1","mask_svg":"<svg viewBox=\"0 0 264 264\" xmlns=\"http://www.w3.org/2000/svg\"><path fill=\"white\" fill-rule=\"evenodd\" d=\"M263 158H264V154H263ZM165 193H164V198L165 199H170V198H173L175 197V188L173 187V183L171 181H168L166 183V186H165Z\"/></svg>","mask_w":264,"mask_h":264}]
</instances>
